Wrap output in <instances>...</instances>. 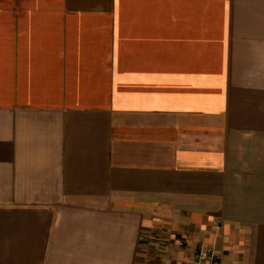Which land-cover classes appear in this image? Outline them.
Wrapping results in <instances>:
<instances>
[{
  "label": "crops",
  "instance_id": "crops-1",
  "mask_svg": "<svg viewBox=\"0 0 264 264\" xmlns=\"http://www.w3.org/2000/svg\"><path fill=\"white\" fill-rule=\"evenodd\" d=\"M201 249L264 264V0H0V264Z\"/></svg>",
  "mask_w": 264,
  "mask_h": 264
},
{
  "label": "built area",
  "instance_id": "built-area-1",
  "mask_svg": "<svg viewBox=\"0 0 264 264\" xmlns=\"http://www.w3.org/2000/svg\"><path fill=\"white\" fill-rule=\"evenodd\" d=\"M186 243V240L181 239L179 241V246H184ZM179 264H223L222 259L217 256L213 250L206 249V250H199L197 254L194 256V258L190 260H186L183 262H180Z\"/></svg>",
  "mask_w": 264,
  "mask_h": 264
}]
</instances>
